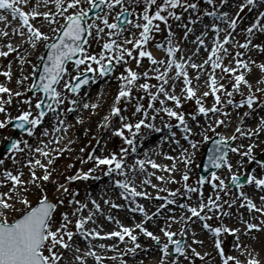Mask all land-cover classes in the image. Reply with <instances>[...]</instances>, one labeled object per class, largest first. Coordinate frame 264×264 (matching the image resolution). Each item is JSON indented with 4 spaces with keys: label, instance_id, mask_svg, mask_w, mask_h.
Listing matches in <instances>:
<instances>
[{
    "label": "snow or ice",
    "instance_id": "6c2138e0",
    "mask_svg": "<svg viewBox=\"0 0 264 264\" xmlns=\"http://www.w3.org/2000/svg\"><path fill=\"white\" fill-rule=\"evenodd\" d=\"M0 58V264H264V0H0Z\"/></svg>",
    "mask_w": 264,
    "mask_h": 264
},
{
    "label": "bare ground",
    "instance_id": "6f19581e",
    "mask_svg": "<svg viewBox=\"0 0 264 264\" xmlns=\"http://www.w3.org/2000/svg\"><path fill=\"white\" fill-rule=\"evenodd\" d=\"M157 55H160V53H157ZM11 58V57H9ZM0 62H3V63H7V60L5 58H0ZM255 74H258L255 73ZM5 78L0 75V81H4ZM104 87V81L103 80H99L97 81L96 84H93V85H89L87 86V88L85 90L87 91H90L91 95L93 96V98H95L96 94L101 90V88ZM116 88V85L115 83L113 82L111 85H109L106 89V92L108 93V95L106 96V99L110 102L111 101V92L114 91ZM107 109V104H104L103 107L100 109V112L101 114ZM15 114V112H14ZM72 116L70 115L69 116V120L71 121L72 120ZM50 119V118H49ZM100 119V116H94L92 118V121L85 124L84 126L82 127H90L91 128V131L87 134V135H84L83 131H82V127L79 128L77 131L79 132V139L77 140V143L74 145V151L72 153V156H76L79 154V148L80 147H85L84 144H83V140L84 141H89L91 140L92 142H94L93 145H95L96 141L95 139L93 138L92 136V132H96L98 131L96 128H95V123ZM5 130V129H4ZM4 130H0V141L2 140V138L4 137L5 135V131ZM105 136L107 135H110V133H107L105 132L104 133ZM159 140V134H155L153 133L151 136H149V138L147 139L144 147L145 148H149V147H152L153 145H155ZM120 142L119 138L118 137H113L112 140L109 142V149H115V150H118L119 146H118V143ZM205 146H206V142H204V144L201 146V148L199 149V152H198V156H197V160L195 161V166L199 160V158L201 157L202 155V152L204 151L205 149ZM77 147V149L75 150V148ZM263 147V145H262ZM86 148V147H85ZM86 150H90V148H86ZM165 150H167V146H165ZM71 156H69L68 154H64L62 157L58 158L57 161H56V172L57 174L61 173V168L62 166H65L66 164L70 163V162H73L70 158ZM159 160L165 162V163H168L169 161H166L164 160V158L161 156V157H158ZM58 160H62V161H65L64 163L62 164H59L58 163ZM70 161V162H68ZM75 166L74 168L72 169H68L67 172H63L64 175H67L68 173H71V172H74L75 171V168L76 167H80V164H79V161H75ZM91 165H86L85 167H89ZM195 168V167H194ZM194 168H193V173H192V180L194 181L196 179L195 175H194ZM96 175L100 176L101 178L99 180H88V181H84V180H81V181H78V182H74V186L78 185L81 189V195H83L84 193H86L87 191L91 190L93 192H95L96 194H99L100 190L102 189V187L106 184L109 183V179L108 177H105L101 174L100 171H97ZM157 183H159V181H156ZM168 186H171V187H176L177 185H168ZM210 187L209 186H205V192L206 194L210 191ZM246 191L249 192L250 195H256V193L252 190V189H246ZM113 198H117V194L116 193H113ZM117 202L120 203L122 201H120L118 198H117ZM259 202V201H257ZM146 204H148L147 201H145ZM241 211H244L243 209ZM112 213L114 216H118L125 224H131L133 223V220H132V216L135 215L136 216V219H139V215L138 214H132V213H129L127 210L125 209H113L112 210ZM102 223H104L105 225V230L106 231H111L113 230L116 226L115 224L109 222V221H106L102 218L101 220ZM229 223H231V221H229ZM195 227L199 228L200 225L199 224H196L194 225ZM151 227V225H150ZM202 238L205 239V244H204V247L206 249H210L212 247V241L211 239H208V238H205L204 236V233H201L200 234ZM258 236L261 237V239H264V234H257ZM140 239L144 242H150L148 241V239L146 237H143L141 236ZM108 243H113L114 241L112 240H108L107 241ZM227 243L230 245L231 242L227 241ZM259 243V241L257 242ZM122 247V246H121ZM227 251L231 252L232 249L230 247L227 248ZM154 255V253H150L149 254V264H151V256ZM213 256H214V253H213ZM214 258L216 259V257L214 256ZM217 261V264H218V259H216ZM134 264V262H133ZM196 264H200V261L197 260L196 261Z\"/></svg>",
    "mask_w": 264,
    "mask_h": 264
},
{
    "label": "rangeland",
    "instance_id": "374dc122",
    "mask_svg": "<svg viewBox=\"0 0 264 264\" xmlns=\"http://www.w3.org/2000/svg\"><path fill=\"white\" fill-rule=\"evenodd\" d=\"M86 88H87V86H86ZM5 131V135L6 134H8V133H12L13 134V132H12V130L11 129H5L4 130ZM7 141H5L4 140V137L2 138V140L0 141V153L2 152V148H3V146L5 145V143H6ZM207 143V142H206ZM83 144H84V146L88 149V148H91V145H89L88 144V141H84L83 140ZM94 144V142H92V145ZM120 145V142L118 143V146ZM263 147H264V145H263ZM77 149V147L75 148V150ZM204 152V151H203ZM202 152V153H203ZM257 152L259 153V155L260 154H264V152H260V150L259 149H257ZM71 158V160L73 161V156H71L70 157ZM200 161H201V157L199 158V160H198V162H197V164H196V166H195V168H194V175H195V177L197 178L198 176H199V174H198V166L200 165ZM65 161H62V160H58V163L59 164H62V163H64ZM68 162H70V161H68ZM65 169V166H62V168H61V170L63 171ZM61 171V172H62ZM169 187H171V186H169ZM49 189H50V191H51V186H49ZM227 241H229V242H231V239L230 238H228V240ZM214 256L216 257V259H218V257L216 256V254L214 253ZM150 261H151V259H150Z\"/></svg>",
    "mask_w": 264,
    "mask_h": 264
},
{
    "label": "water",
    "instance_id": "95a60500",
    "mask_svg": "<svg viewBox=\"0 0 264 264\" xmlns=\"http://www.w3.org/2000/svg\"><path fill=\"white\" fill-rule=\"evenodd\" d=\"M17 133H15L14 135H16ZM6 146H7V143H6V145L4 146V148H3V150H2V153L6 150ZM212 147V144H211V142H210V144H209V148H211ZM261 158H264V156H261ZM207 171L208 170H206L205 172H201V175H205V174H207Z\"/></svg>",
    "mask_w": 264,
    "mask_h": 264
}]
</instances>
